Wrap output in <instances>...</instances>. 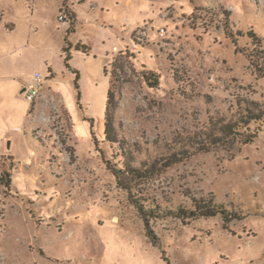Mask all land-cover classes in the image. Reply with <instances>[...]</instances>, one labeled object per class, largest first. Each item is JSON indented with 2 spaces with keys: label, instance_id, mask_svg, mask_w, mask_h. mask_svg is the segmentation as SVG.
<instances>
[{
  "label": "rangeland",
  "instance_id": "374dc122",
  "mask_svg": "<svg viewBox=\"0 0 264 264\" xmlns=\"http://www.w3.org/2000/svg\"><path fill=\"white\" fill-rule=\"evenodd\" d=\"M84 2L0 0V264H264V0Z\"/></svg>",
  "mask_w": 264,
  "mask_h": 264
},
{
  "label": "trees",
  "instance_id": "16d2710c",
  "mask_svg": "<svg viewBox=\"0 0 264 264\" xmlns=\"http://www.w3.org/2000/svg\"><path fill=\"white\" fill-rule=\"evenodd\" d=\"M188 1H192V0H188ZM70 19L72 20V31H74V24H75V17L72 13H68L67 14ZM249 37H251L254 41H256L257 43H260V41L257 39V37L253 34V33H248ZM78 51H83V53H87L86 51L83 50L82 47L78 46L77 47ZM257 70L261 72L262 77H264V70L261 69L259 67V65H257ZM112 102V92L111 90L108 93V100H107V106H106V113H105V119H106V135L108 136L107 138H109V132L111 131V129H113V113L112 111L114 110L115 107H111V103ZM264 117V112L262 113H256V114H252L248 112L247 115V120L245 121V126H249L253 121H260L262 118ZM230 125H226L224 128L226 130H230V133H228L226 130L222 131L223 134H227V135H237L236 131L237 127H233ZM240 141L243 145H248L253 143L254 139L257 136V133H244V134H240ZM215 144V143H214ZM205 151H207V149H205ZM179 162H182V159L178 158V157H174L171 158L170 161L167 163V167H171L175 164H178ZM112 172V174L115 176L118 185L125 189L128 190L131 194L132 191V183L133 181H127L128 176L132 177V180L135 179H144L147 177L148 174L153 176V173H150L149 171H144L143 173L140 170L137 169H131L129 166L126 170H121V169H117L114 167H110L109 168ZM128 175V176H127ZM11 174L9 172H4L2 175H0V186H4L6 188H10L11 186ZM193 202V206L194 209L191 211H187V210H182L180 209L175 216L182 220L184 223L188 220H195L198 218H213L216 217L218 215H221L223 217V220L226 224L233 222L236 219H239L240 217H237L238 215L236 214H230L227 210H225L224 208L218 206L216 204V202L213 199H208L205 201H201V200H195L192 199ZM132 204L135 206V208L138 210L139 214L141 215L142 219L145 222V226H146V231L148 236L153 240L154 243H157V238L154 235V232L151 231V227H150V218H153V215L150 216V212L148 213V211L145 209V206L140 202V201H133L132 200ZM152 213V212H151ZM172 214V213H169Z\"/></svg>",
  "mask_w": 264,
  "mask_h": 264
},
{
  "label": "built area",
  "instance_id": "2783aa9c",
  "mask_svg": "<svg viewBox=\"0 0 264 264\" xmlns=\"http://www.w3.org/2000/svg\"><path fill=\"white\" fill-rule=\"evenodd\" d=\"M59 20L62 22L63 26L67 25L65 16L63 14L60 15ZM44 83L45 78L41 75H36L33 79V82L27 88L23 89V92L28 101L34 103L40 98Z\"/></svg>",
  "mask_w": 264,
  "mask_h": 264
},
{
  "label": "crops",
  "instance_id": "0c3cea01",
  "mask_svg": "<svg viewBox=\"0 0 264 264\" xmlns=\"http://www.w3.org/2000/svg\"><path fill=\"white\" fill-rule=\"evenodd\" d=\"M75 1L76 0H71V2L74 4L75 3ZM87 0H85V2H86ZM84 2V3H85ZM83 3V4H84ZM80 5H82V4H78V2H77V4H75V5H72V14L74 15V17L76 18V20L78 19V13H77V11L75 10V7H77V6H80ZM3 13H5V10H3ZM87 20H90V18H88Z\"/></svg>",
  "mask_w": 264,
  "mask_h": 264
},
{
  "label": "water",
  "instance_id": "95a60500",
  "mask_svg": "<svg viewBox=\"0 0 264 264\" xmlns=\"http://www.w3.org/2000/svg\"><path fill=\"white\" fill-rule=\"evenodd\" d=\"M23 92V91H22Z\"/></svg>",
  "mask_w": 264,
  "mask_h": 264
}]
</instances>
